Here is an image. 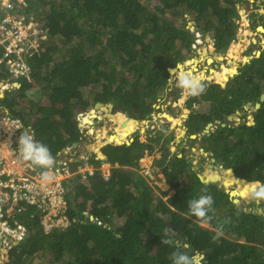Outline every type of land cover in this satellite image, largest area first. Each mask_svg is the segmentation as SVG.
Returning a JSON list of instances; mask_svg holds the SVG:
<instances>
[{"label": "trees", "instance_id": "16d2710c", "mask_svg": "<svg viewBox=\"0 0 264 264\" xmlns=\"http://www.w3.org/2000/svg\"><path fill=\"white\" fill-rule=\"evenodd\" d=\"M242 1L30 0L27 11L39 18L46 37L29 50L30 73L18 79L17 94L10 91L9 98L0 99L5 104H0L56 155L72 143L80 144L77 117L88 107L83 88H95L90 92L92 105H112L111 112L122 119L120 133L125 139L138 120L157 112L156 105L170 86L168 69L186 61L192 52L190 21L196 31L210 33L215 50L223 51L236 35L237 5ZM240 46L233 43L229 52H238ZM3 68L1 63L0 79L6 77ZM234 72L232 67L227 73ZM215 77L225 80V73L216 72ZM205 82L206 92L192 97L188 106L202 101L208 110L189 112L186 133L188 137L202 133L201 147L211 153L212 164L233 173L215 172L207 179L217 177V182H202L190 160L170 154L171 136H166L159 159L153 161L172 190L164 201L140 174L127 169L136 168L143 150L150 153L164 133L157 131L151 144L138 139L118 144L121 139L115 135L109 141L116 142L86 144L87 148L91 144L86 154L95 172L84 182L73 179L65 193L68 224L44 233L38 208L27 209L21 220L28 235L1 260L3 264H34L35 254L48 258L37 264H172L170 257L177 248L162 243L165 229H171L179 250L201 254L198 264H264V199L254 198L250 185L244 184L264 183V101L259 100L264 93V50L241 66L224 87ZM33 86L38 87L34 97L42 94L43 99L23 103ZM249 103L252 111L244 108ZM237 111L243 112V118L250 114L251 122L244 119L236 126L228 122L227 117ZM208 123L215 129L204 133ZM106 163L110 169L105 179L101 168ZM226 182L238 183L242 196L259 200L262 213L246 212L253 204L237 206L224 190ZM201 195L214 199L208 222L189 214L188 202ZM116 218L121 221L113 226ZM221 227L223 235L214 241Z\"/></svg>", "mask_w": 264, "mask_h": 264}, {"label": "rangeland", "instance_id": "374dc122", "mask_svg": "<svg viewBox=\"0 0 264 264\" xmlns=\"http://www.w3.org/2000/svg\"><path fill=\"white\" fill-rule=\"evenodd\" d=\"M238 14L239 18L236 21L237 32L234 39L230 42L225 50L217 51L214 47V40L211 37L210 33L206 32L205 34L200 32V35L203 36L202 44L199 48V52L192 51L188 55V59L183 63L177 64L179 66L180 71H189L196 75H202L205 78V81H218L224 84L228 81L230 77L237 74L239 68L243 66L246 62H248L252 57H257L264 50V0H243V2L238 3ZM190 32L195 33L194 22L190 21L188 25ZM258 28H261L260 31ZM246 31V35L244 34ZM199 32V31H198ZM240 43V48L234 50L232 53V57L228 55V52L233 43ZM250 50V55L248 56L246 52ZM210 60V62H208ZM234 67V73H227L229 70ZM223 71L225 73V80L220 77H215L216 72ZM223 86V87H224ZM84 95L88 102V107L86 109L85 116H91V110H95L94 105H92L91 100L92 96L90 94L96 91L95 88L89 89V87H84ZM12 94H17L16 89H12ZM10 91L4 93L5 99L9 98ZM38 91V87H31L27 90V94L23 99V103H28L31 101L36 92ZM92 92V93H90ZM36 102L43 99V95H37ZM162 100H159L156 105L157 112H154L150 119L137 121L138 124L134 129V132L127 135L125 139L120 140V142H116L114 140L109 141V136H116L115 129L118 127L120 130V124L115 123L113 120L108 121L101 115L100 111L95 110V115L98 114V118L94 119V124L90 127V133L84 134L85 138L88 136L89 140L95 141L97 143L99 140L116 142L118 144L131 143L134 139H138L140 142H148L151 144L152 137L155 136L157 138V131H161L164 135L160 138L159 143L153 148V150L148 153L147 149H144L142 155L137 160L138 165L135 167H128V170H134L138 174H140L153 190V192L162 200H166L172 194V190L169 188V185L166 184L163 175L160 173L159 169L154 166L153 161L159 159L161 155V151L159 148L166 136H171V140L167 143L170 154H176L180 156L183 154L188 160H190L192 169L202 178H208L207 176L214 174L215 172L221 173L224 171L220 166L213 165V160L211 157V153L204 152L201 147V136L200 133L195 138H191L187 136L185 121L188 117V113L193 111L199 114H203L208 110V104L202 101L194 102L190 107L188 106V102L192 100L191 96H188L185 91L177 86L175 78L171 77L170 86L165 90V93L161 95ZM0 103L5 104V100H1ZM245 110L252 111L251 103L244 106ZM102 112V111H101ZM103 114V112H102ZM165 114L172 117V120H168L165 118ZM124 116H126L124 114ZM127 117V116H126ZM129 118V117H127ZM246 119L248 124L251 122V115L247 114L243 118V112L237 111L228 122L232 123L234 126L242 122ZM92 121V120H90ZM83 122H86L84 119ZM179 122V123H178ZM215 127L212 126L209 128V131H213ZM103 131V132H102ZM103 134L98 138V134ZM171 133V134H170ZM22 133H20L21 135ZM157 134V135H156ZM87 135V136H86ZM87 139V140H88ZM199 139V140H198ZM87 147V146H86ZM91 148V144L88 146V149ZM87 149V148H86ZM84 153V152H82ZM79 154V153H78ZM110 169V165L106 164L103 168ZM214 177V175H213ZM212 177V178H213ZM215 180V179H214ZM218 178L216 177V182ZM215 183V182H214ZM226 186L228 189L224 188V190L234 192L238 191L239 184L232 182H226ZM220 187V183L218 184ZM72 186L68 188V192L71 190ZM239 192V191H238ZM239 202L245 205H252L251 208H254L257 211L259 208L257 200L252 199L251 197L242 196L239 192ZM245 197V198H244ZM237 198V197H234ZM250 208V209H251ZM261 209V208H260ZM263 211V209H261ZM39 216V215H38ZM40 217V216H39ZM16 219H21V215L17 214ZM96 221L95 218H93ZM121 220L116 218L113 221V226L116 225ZM100 224V222H98ZM41 227V225H40ZM13 250H16L13 249ZM40 253V252H39ZM38 254H35L33 259V263L37 264L40 261L46 263L48 258H44L42 255L41 258H36ZM5 258V257H4ZM3 258L0 256V264H3ZM198 260V259H197Z\"/></svg>", "mask_w": 264, "mask_h": 264}, {"label": "built area", "instance_id": "2783aa9c", "mask_svg": "<svg viewBox=\"0 0 264 264\" xmlns=\"http://www.w3.org/2000/svg\"><path fill=\"white\" fill-rule=\"evenodd\" d=\"M29 1L0 0V64H4L3 69L6 72V77L0 79V99L4 97L5 92L15 88L18 79L28 77L30 68L26 58L31 54L29 50L38 40L46 37L40 29L39 18L27 11ZM194 37L191 51L199 52L204 38L200 32H195ZM22 132L34 136V131L27 127L20 117L12 115L0 104L1 258L11 253L28 235V229L23 221L16 219L17 214L21 215L34 206L38 208L39 225L44 233L68 224L64 216L66 206L64 180L70 175V162L83 160L78 166V173L82 178L92 175L95 171L87 162L88 158L84 153L81 152L76 157L75 150L66 148L62 152L63 155L58 153L54 156L55 164L48 170L52 179H43L42 173L45 170L23 161L17 153ZM101 173L106 179L109 176V169H102Z\"/></svg>", "mask_w": 264, "mask_h": 264}, {"label": "clouds", "instance_id": "9594fccd", "mask_svg": "<svg viewBox=\"0 0 264 264\" xmlns=\"http://www.w3.org/2000/svg\"><path fill=\"white\" fill-rule=\"evenodd\" d=\"M195 32H198V31H195ZM194 36H195V33H194ZM168 71L170 73V77L175 78L177 86L182 88L188 96L197 97L206 92L207 84L205 82V78L202 75H196L189 71H180L178 65H176L175 68H169ZM97 111H100L101 115L104 116L99 108ZM83 114H86V112L79 114L77 117L79 121L78 126L82 134V140L80 144L75 142L65 147V149L72 148V150H75L77 152L76 157H78V155L81 152H84V154L87 157L86 153L91 151L86 147V144H89L90 141H93V140L88 139L89 135L88 136L86 135L87 137L85 138L84 134H87V132L90 133V129H91L90 127H92L94 124L93 120L98 118V114L96 115V118H90V115H88L86 116L87 119H85L86 122H83L84 118L82 117L80 118V116ZM111 114H116V113L111 112ZM104 118L107 119L108 121H111L105 116ZM87 121L91 122V124H89ZM8 128L11 129L12 127L11 128L8 127ZM18 144L19 146L17 149V153L19 157L23 161L30 162L34 167H39V168L44 169L45 171L42 173L43 179L45 180L52 179L48 170L51 169L55 164V157H54L55 155L52 154L49 147L43 142L36 141L34 139V136L27 132H22V134L19 137ZM62 152L63 151L59 152V154L63 155ZM101 157L103 158L105 156L102 155ZM82 162L83 160L79 159L75 162L69 163L70 175L67 179L64 180V187L66 189V193L68 191V188L72 185L73 179H77L79 182H84L88 179L89 176H91V175H87L85 178H82L81 174L78 173V166ZM89 165L91 164L89 163ZM103 168L104 166L101 168V170ZM244 184L250 185L251 195L254 198L264 199V183L256 182L255 184H251V182H248ZM213 204H214V199L211 195H201L198 198L192 199L188 202L189 214L190 216H195L196 218L200 219L202 222H208L212 219V216L209 215V213L214 212ZM222 235H223V230L221 227L220 229L216 231L215 235L213 236V240L218 241ZM162 243L165 245H170V246H174L177 248V250L174 251L170 257L172 264H198L197 257L200 256L201 254L195 251L179 250L180 246L177 245L175 240L173 239L171 235V229L164 230L163 236H162Z\"/></svg>", "mask_w": 264, "mask_h": 264}, {"label": "water", "instance_id": "95a60500", "mask_svg": "<svg viewBox=\"0 0 264 264\" xmlns=\"http://www.w3.org/2000/svg\"><path fill=\"white\" fill-rule=\"evenodd\" d=\"M215 83L220 84L222 87L224 86V84H222V83H220V82H218V81H215ZM259 100H260V102L264 101V93H262V94L260 95ZM254 106H255L254 108H258V107H259V103H256ZM99 107H100V108L105 107V108L107 109V111L110 113V115H113V114H111V109H112V105H111V104H105V105H104V104H101V103H96V104L94 105V108H95V109H98ZM92 111H95V110H91V112H92ZM81 117L84 118V119H87L86 116H85V114L81 115L80 118H81ZM90 118H96V115L93 116V117L90 116ZM227 119L230 120V119H231V116H228ZM131 120H132V119H131ZM135 121H137V120H135ZM87 122H88V121H87ZM88 123L91 124V122H88ZM223 125H224V124H222V126H223ZM211 126H212V123H208V124L205 126V128H204V133H208V132H209V128H210ZM191 138H195V135H192ZM103 158H105V157H103ZM226 170H229V171H231V172L233 173V170H232L231 168H228V169H226ZM198 177H199V179H200L202 182H205V183H214V182H216V181H213L212 179H209V180H208L207 178L202 179L199 175H198ZM237 179H240V180H242V181H244V182H248V181H246L245 179H241V178H237ZM253 184H255V183H253ZM223 186H224V185H223ZM228 193H229V196L232 197V201H233L237 206L241 207V203L239 202V198H234V197H237V196L234 195L233 192H231V191H229ZM251 197H252V196H251ZM259 204H260V202H258V205H259ZM248 211H252V212H254L255 209H254V208H252V209H247L246 212H248ZM257 212H258V213H262L260 207H259V209L257 210Z\"/></svg>", "mask_w": 264, "mask_h": 264}, {"label": "bare ground", "instance_id": "6f19581e", "mask_svg": "<svg viewBox=\"0 0 264 264\" xmlns=\"http://www.w3.org/2000/svg\"><path fill=\"white\" fill-rule=\"evenodd\" d=\"M260 31H262L261 30V28H258ZM228 55L229 56H233L232 55V52H229L228 53ZM99 109L103 112V115L106 117V118H108V119H110V120H113L115 123H119V122H122V119L118 116V115H116V114H113V115H110V113L107 111V109L105 108V107H103V108H100L99 107ZM95 110H97V109H95ZM95 111H92L91 112V117H93V116H95ZM165 118L166 119H168V120H172V117L171 116H169V115H167V114H165ZM179 123V122H178ZM103 132V131H102ZM115 133H116V137L118 138V139H123V136L121 135V133H120V130L118 129V127L115 129ZM103 134L104 133H102V134H98V138L100 137V136H103ZM197 138V137H196ZM199 140V139H198ZM224 185V184H223ZM227 185V184H226ZM226 185H224V187L225 188H228ZM233 194L234 195H236L237 196V198H239L238 197V195H239V192L237 191V190H235L234 192H233Z\"/></svg>", "mask_w": 264, "mask_h": 264}, {"label": "crops", "instance_id": "0c3cea01", "mask_svg": "<svg viewBox=\"0 0 264 264\" xmlns=\"http://www.w3.org/2000/svg\"><path fill=\"white\" fill-rule=\"evenodd\" d=\"M20 86H19V83L15 86V88H19ZM27 93V92H26ZM189 114V113H188ZM95 141H90V143H94ZM104 143H103V145L104 144H106L107 143V141L105 140V141H103ZM101 143H102V140H99L98 142H97V144H99V146L101 145ZM64 149L65 148H63V150L62 151H64ZM99 149V148H98ZM96 152H99V150L98 151H96Z\"/></svg>", "mask_w": 264, "mask_h": 264}]
</instances>
